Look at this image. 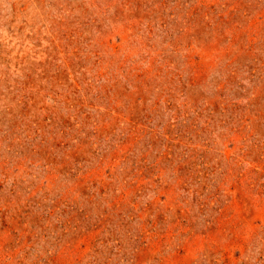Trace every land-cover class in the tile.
Masks as SVG:
<instances>
[{
	"label": "rangeland",
	"instance_id": "rangeland-1",
	"mask_svg": "<svg viewBox=\"0 0 264 264\" xmlns=\"http://www.w3.org/2000/svg\"><path fill=\"white\" fill-rule=\"evenodd\" d=\"M0 264H264V0H0Z\"/></svg>",
	"mask_w": 264,
	"mask_h": 264
}]
</instances>
